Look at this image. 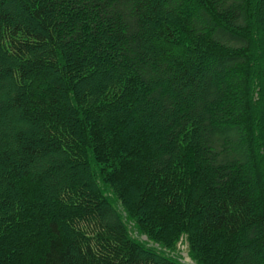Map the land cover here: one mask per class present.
I'll return each instance as SVG.
<instances>
[{
    "label": "trees",
    "instance_id": "16d2710c",
    "mask_svg": "<svg viewBox=\"0 0 264 264\" xmlns=\"http://www.w3.org/2000/svg\"><path fill=\"white\" fill-rule=\"evenodd\" d=\"M180 241L264 264V0H0V264Z\"/></svg>",
    "mask_w": 264,
    "mask_h": 264
},
{
    "label": "rangeland",
    "instance_id": "374dc122",
    "mask_svg": "<svg viewBox=\"0 0 264 264\" xmlns=\"http://www.w3.org/2000/svg\"><path fill=\"white\" fill-rule=\"evenodd\" d=\"M177 253H179L182 256L181 257L182 262L186 264H196L195 261L192 260V258L189 256L188 247L186 246V244L184 245L181 241L178 243ZM189 259H191V261Z\"/></svg>",
    "mask_w": 264,
    "mask_h": 264
}]
</instances>
